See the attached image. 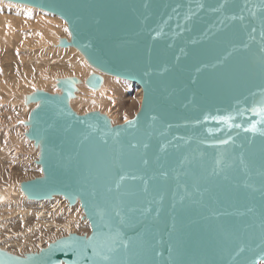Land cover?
<instances>
[{
	"label": "water",
	"instance_id": "obj_1",
	"mask_svg": "<svg viewBox=\"0 0 264 264\" xmlns=\"http://www.w3.org/2000/svg\"><path fill=\"white\" fill-rule=\"evenodd\" d=\"M3 1L61 18L58 47L142 96L118 124L71 108L77 77L23 96L42 174L20 191L78 202L90 231L0 264L264 262V0Z\"/></svg>",
	"mask_w": 264,
	"mask_h": 264
},
{
	"label": "rangeland",
	"instance_id": "obj_2",
	"mask_svg": "<svg viewBox=\"0 0 264 264\" xmlns=\"http://www.w3.org/2000/svg\"><path fill=\"white\" fill-rule=\"evenodd\" d=\"M19 5L0 0V28L5 37L0 44V186L14 185L42 174L40 166L35 164L38 149L24 136L27 130L24 122L35 107V103L23 102L24 95L35 89L58 93L56 79L77 77L80 84L70 101L71 108L77 114L99 111L112 124L133 118L141 102V99L137 102V83L102 74L86 61L84 76L76 74L74 53L67 49L70 47L57 46L59 38L69 41L66 23L54 14ZM92 71L102 75L103 89L92 90L85 85ZM109 78L123 83L112 85L106 82ZM54 203L57 205L53 206ZM82 217L80 206H69L61 196L39 203L14 195L0 203V248L22 256L37 252L68 233L87 234L89 224Z\"/></svg>",
	"mask_w": 264,
	"mask_h": 264
},
{
	"label": "bare ground",
	"instance_id": "obj_3",
	"mask_svg": "<svg viewBox=\"0 0 264 264\" xmlns=\"http://www.w3.org/2000/svg\"><path fill=\"white\" fill-rule=\"evenodd\" d=\"M17 4V3H16ZM18 5V4H17ZM22 4H20L19 6H21ZM23 6V5H22ZM21 6V7H22ZM26 6V5H25ZM26 7H28V6H26ZM30 7V6H29ZM28 7V8H29ZM31 8V7H30ZM1 21V20H0ZM0 24H1V22H0ZM1 31H3L2 30V28H0V44L3 42V40H4V34H3V32H1ZM49 31H51V30H49ZM45 32H48V31H45ZM52 32V31H51ZM49 34H50V32H49ZM3 45V44H2ZM73 48L74 47H70V48H67L68 50H69V52H73L74 54V58H73V61H75V65L73 66V68H74V72L76 73V74H78V75H81V76H84V74H85V69H84V67H85V65H84V62L86 61V60H84V58L82 57V56H79L77 53H75V51L73 50ZM75 49V48H74ZM76 50V49H75ZM78 52V51H77ZM96 71V70H95ZM92 72H94V71H92ZM87 73V72H86ZM95 73V72H94ZM88 74V73H87ZM108 78V77H107ZM46 81H44V83H45ZM107 83H111L112 85H113V83L115 84V85H118V86H121L122 84L121 83H123V82H121V81H119L118 79H116V78H109L107 81H106ZM40 83H42V82H40ZM106 83V84H107ZM44 85H46V84H44ZM138 85V84H137ZM103 86V85H102ZM103 87H106V85L105 86H103ZM102 88V87H101ZM141 87L138 85L137 86V93H138V101L137 102H139L140 101V99H141V96H142V90L140 89ZM103 89V88H102ZM105 92V91H104ZM55 93V92H54ZM131 95V94H130ZM133 97V96H132ZM133 98H135V97H133ZM132 99V98H131ZM35 105H36V103H35ZM123 121H126L125 119H123L122 120V122ZM112 123H114V122H112ZM19 185H20V183H17V184H14V185H8V186H0V203H2V202H4L5 201V199H9V198H11L12 196H16V195H21V196H23V194L21 193V191H20V187H19ZM56 196H54V198H55ZM53 199V198H52ZM37 202H39V203H41V201H37ZM68 204V203H67ZM57 205V203H54V205L53 206H56ZM52 206V207H53ZM78 207L79 208V203L77 202V203H75L74 205H73V207ZM58 207V206H57ZM63 207V206H62ZM61 207V208H62ZM72 207V206H71ZM51 208V207H50ZM74 210V209H73ZM49 211V210H48ZM55 212H57V211H55ZM53 213H54V209H53ZM37 214L39 215H42L43 213H39V212H37ZM73 220V219H72ZM75 220V219H74ZM76 223V222H75ZM68 224V223H67ZM67 224L65 223V225L64 226H67ZM89 226V225H88ZM66 229H67V227H66Z\"/></svg>",
	"mask_w": 264,
	"mask_h": 264
}]
</instances>
